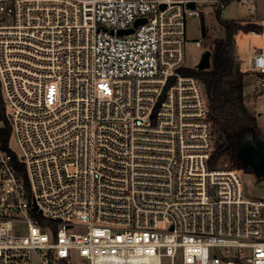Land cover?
Instances as JSON below:
<instances>
[{
    "label": "built area",
    "instance_id": "1",
    "mask_svg": "<svg viewBox=\"0 0 264 264\" xmlns=\"http://www.w3.org/2000/svg\"><path fill=\"white\" fill-rule=\"evenodd\" d=\"M205 6L226 4L0 0V110L21 150L0 140V264H264V200L212 165L206 89L185 74ZM246 65L264 90V49Z\"/></svg>",
    "mask_w": 264,
    "mask_h": 264
},
{
    "label": "trees",
    "instance_id": "2",
    "mask_svg": "<svg viewBox=\"0 0 264 264\" xmlns=\"http://www.w3.org/2000/svg\"><path fill=\"white\" fill-rule=\"evenodd\" d=\"M228 4L230 0H222ZM219 23L225 31L222 39L208 42L207 30L203 27L202 39L212 52L211 67L208 70L191 69L186 75L201 80L205 86L210 120L213 128L223 143L216 142L217 149L212 154L211 163L216 162L225 154H229L238 169L252 173L242 160V146L252 134L257 133L256 119L252 117L244 103L243 72L235 57V35L239 31L249 32L258 28L255 24H243L239 21H229L222 18L221 11H216ZM246 25V26H244ZM12 134L10 121L4 107L0 110V140L8 147Z\"/></svg>",
    "mask_w": 264,
    "mask_h": 264
},
{
    "label": "rangeland",
    "instance_id": "3",
    "mask_svg": "<svg viewBox=\"0 0 264 264\" xmlns=\"http://www.w3.org/2000/svg\"><path fill=\"white\" fill-rule=\"evenodd\" d=\"M244 0H230L226 4L225 9L222 12V18L229 21H239L243 24H255L258 28H252L248 33L239 31L235 35V57L239 68L243 72H247L244 79V103L249 114L256 119L257 133L264 137V90L260 87L259 79L252 74L247 68V61L249 58L259 49H264V39L261 36L252 35V32L257 34L263 31L261 21L264 20V0H256L257 10L255 13H250L248 6L243 4ZM201 17H188L187 24V38L188 44L186 46L187 64L193 66L195 59H199L202 53V49L196 48L194 41L199 38H203V27L207 30L208 42H212L216 39H222L225 36V31L216 15V9L214 6H205L201 8ZM246 26V25H244ZM203 48L210 50L208 45L205 44ZM10 148L18 155L21 154V150L18 141L14 134H11ZM217 149L215 142L214 151ZM213 151V153H214ZM216 168H231L238 169L234 161L230 158L229 154L223 155L214 165ZM240 170L242 178V186L246 195L253 200H264V179L259 180L253 173L246 172L243 169ZM21 232L25 231V226L21 225ZM78 264H81L77 259Z\"/></svg>",
    "mask_w": 264,
    "mask_h": 264
},
{
    "label": "water",
    "instance_id": "4",
    "mask_svg": "<svg viewBox=\"0 0 264 264\" xmlns=\"http://www.w3.org/2000/svg\"><path fill=\"white\" fill-rule=\"evenodd\" d=\"M194 8V5H190ZM126 33H131L128 31ZM211 57L212 52L211 50H205L201 55L200 61L197 64L198 70H208L211 67ZM214 138L215 142H219L220 144L223 141L220 140L218 134L216 133L215 129ZM242 160L244 163L251 169L252 173L258 178L259 180L264 179V137L260 136L259 133H255L250 135L245 141L242 146Z\"/></svg>",
    "mask_w": 264,
    "mask_h": 264
}]
</instances>
